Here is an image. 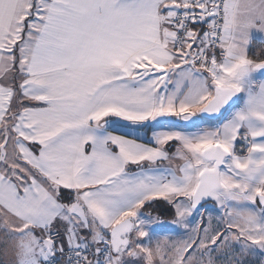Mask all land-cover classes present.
I'll list each match as a JSON object with an SVG mask.
<instances>
[{"label":"snow or ice","instance_id":"obj_1","mask_svg":"<svg viewBox=\"0 0 264 264\" xmlns=\"http://www.w3.org/2000/svg\"><path fill=\"white\" fill-rule=\"evenodd\" d=\"M0 264H264V0H0Z\"/></svg>","mask_w":264,"mask_h":264}]
</instances>
